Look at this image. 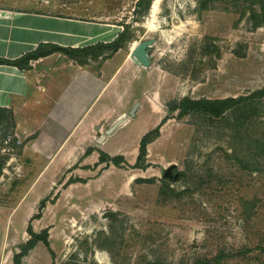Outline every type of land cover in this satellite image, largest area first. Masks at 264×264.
<instances>
[{"label":"rangeland","instance_id":"1","mask_svg":"<svg viewBox=\"0 0 264 264\" xmlns=\"http://www.w3.org/2000/svg\"><path fill=\"white\" fill-rule=\"evenodd\" d=\"M6 1L23 9L51 1L68 17L123 24L125 54L155 39L137 98L141 122L160 135L138 163L131 151L127 166L70 156L48 168L25 156L28 140L18 144L0 111V264H13L30 226L48 245L39 240L21 264H264V0ZM114 49L79 62L98 68ZM228 98L238 102L221 116L173 110L184 99ZM116 123L86 154L99 156ZM109 211L117 217L103 219Z\"/></svg>","mask_w":264,"mask_h":264},{"label":"crops","instance_id":"2","mask_svg":"<svg viewBox=\"0 0 264 264\" xmlns=\"http://www.w3.org/2000/svg\"><path fill=\"white\" fill-rule=\"evenodd\" d=\"M7 4L8 1L0 0L1 59H21L41 45L64 49L109 45L126 31L119 23L68 17L50 8L51 1L49 7L42 9ZM133 49L125 54V49L118 46L98 68L79 62L83 57L75 59L61 52L33 60L24 67L0 65V111L10 115L14 134L20 137L18 144L28 140L25 156L36 162L42 160L48 168L61 165L70 156L82 164L107 166L100 163V152L123 159L126 164L122 162L121 166L129 164V152L139 156L142 139L157 127L141 122L143 105L137 97L144 93V75L152 65H137L130 57ZM106 51L110 49L103 48L100 53L104 56ZM86 58L92 59L93 55ZM127 116L132 120L126 121ZM115 118L118 126L101 137L99 156L96 151L86 154L87 149L93 148L95 136L103 133ZM126 122L131 124V135L120 133L119 126ZM110 140L114 142L111 146ZM111 147L117 148L113 154L109 152ZM138 156L133 157L136 163Z\"/></svg>","mask_w":264,"mask_h":264},{"label":"trees","instance_id":"3","mask_svg":"<svg viewBox=\"0 0 264 264\" xmlns=\"http://www.w3.org/2000/svg\"><path fill=\"white\" fill-rule=\"evenodd\" d=\"M145 2H147V0H139L137 3V7L140 8L144 6ZM126 32L127 31H124L115 42L109 45L100 44L95 47H89L85 49H64V48L56 47V46L41 45L36 51L29 53L25 55L24 57H22L21 59H18L15 61H10V60L0 58V65H12V66H17V67H24V66H28L31 61L45 57L54 52H61L75 59H78L80 57L86 58L89 55L96 56L97 53L101 52L103 48L112 49V48H117L118 46H120V43L124 39ZM259 93L261 94V92ZM237 102L238 100L235 98L220 99V100L204 99V100H197V101L192 100V99H184L178 105L173 107V110L179 111L181 116L187 115L190 112L191 113H202V114L209 115V116H221L227 110L234 107ZM159 135H160V129L158 127L156 130H154L152 133H149L142 139L141 144H140V149H139L140 153L138 156L137 163L146 156L148 144L156 140L159 137ZM122 162H124V160L119 157L112 158L109 155L105 154L104 152H100V163L101 164L106 163L107 165L112 164L115 167H121ZM2 170H3V167L0 162V177L2 174ZM44 205H45V202L43 201L41 203V206H44ZM36 219H40V215L33 217V220H36ZM28 233L31 236V239L27 243L22 244L20 246V253L14 256L13 264H21L22 259L25 256H27L31 250L35 248L39 240H43L48 245L46 236L43 234H40V235L35 234L31 226L28 228Z\"/></svg>","mask_w":264,"mask_h":264},{"label":"water","instance_id":"4","mask_svg":"<svg viewBox=\"0 0 264 264\" xmlns=\"http://www.w3.org/2000/svg\"><path fill=\"white\" fill-rule=\"evenodd\" d=\"M155 44V39H147L137 43L134 49L131 51L130 57L131 59L139 66L148 68L152 65L150 52L151 47ZM131 117H134V112H131ZM118 123L113 125L110 130L107 131V134H110L114 131V129L118 126ZM104 138V136H102ZM174 166L168 167L164 172V178L172 179V170ZM117 217V213L115 211H109L103 214V219H115Z\"/></svg>","mask_w":264,"mask_h":264},{"label":"bare ground","instance_id":"5","mask_svg":"<svg viewBox=\"0 0 264 264\" xmlns=\"http://www.w3.org/2000/svg\"><path fill=\"white\" fill-rule=\"evenodd\" d=\"M158 4H159V1H155L154 4L152 5V13L153 14L157 11ZM102 258H106V255H104V254H98L97 255V259L100 260V262L104 261V260H102ZM106 263H108L107 258H106Z\"/></svg>","mask_w":264,"mask_h":264}]
</instances>
